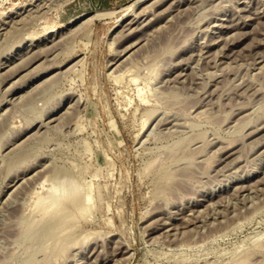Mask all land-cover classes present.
<instances>
[{"label": "rangeland", "instance_id": "374dc122", "mask_svg": "<svg viewBox=\"0 0 264 264\" xmlns=\"http://www.w3.org/2000/svg\"><path fill=\"white\" fill-rule=\"evenodd\" d=\"M55 1L0 13V264H264V0L49 34ZM50 191L71 200L42 220Z\"/></svg>", "mask_w": 264, "mask_h": 264}, {"label": "water", "instance_id": "95a60500", "mask_svg": "<svg viewBox=\"0 0 264 264\" xmlns=\"http://www.w3.org/2000/svg\"><path fill=\"white\" fill-rule=\"evenodd\" d=\"M33 0H17L14 3H11V8H15L20 4L30 3ZM132 0H126L122 5L130 2ZM119 6V3L116 2L114 5L110 4L108 7L100 6L97 3L87 4L83 0H70L61 4L60 6L51 9L45 14V16L40 20V26L44 30H55L70 25L80 18L93 13L94 11L100 9H112ZM4 10V9H2Z\"/></svg>", "mask_w": 264, "mask_h": 264}, {"label": "bare ground", "instance_id": "6f19581e", "mask_svg": "<svg viewBox=\"0 0 264 264\" xmlns=\"http://www.w3.org/2000/svg\"><path fill=\"white\" fill-rule=\"evenodd\" d=\"M49 1V0H48ZM48 1H47V3H48ZM53 1V0H52ZM68 1H70V0H56L55 2H54V4H53V6H51V8L53 7H55L56 8V6H60L61 4H64L65 2H68ZM141 1V0H140ZM44 2H45V0H44ZM51 2V1H50ZM137 2H139V0L137 1ZM136 1L134 2L135 4L137 3ZM46 3V2H45ZM46 3V4H47ZM53 3V2H52ZM133 3V5H135ZM51 4V3H50ZM43 5H44V3H42L41 4V6H42V9L41 10H43V8L46 6H44L43 7ZM48 5V4H47ZM39 8H40V6H39V4L37 5ZM36 6V7H37ZM50 6V5H49ZM132 6V4L130 5V6H128V7H126V10H128L130 7ZM23 7H24V5H23ZM132 7H134V6H132ZM38 8V11H37V13L40 11V9ZM46 8V7H45ZM52 8V9H53ZM122 9H123V7H122ZM121 9V10H122ZM125 9V8H124ZM133 9V8H132ZM17 10V9H16ZM19 10V9H18ZM36 10V9H35ZM45 11H46V9H44ZM48 10H49V8H48ZM21 11V10H20ZM27 11V10H26ZM30 11V13H31V10H29ZM112 12H110V11H107V12H102V10H101V12H96V14H93V16L91 17V18H102V17H105V16H107V15H110L111 14V16H113L112 14H114V12H113V10H111ZM115 11V10H114ZM117 11V10H116ZM124 11V10H123ZM16 12V11H15ZM14 12V13H15ZM49 12V11H48ZM21 13H22V11H21ZM29 13V12H28ZM35 13H36V11H35ZM253 13H254V11H253ZM13 14V13H12ZM17 14H18V12H17ZM16 14V15H17ZM39 14H40V12H39ZM42 15H43V13H41ZM21 15V14H20ZM35 16V15H34ZM33 16V18L34 19H38L40 16H38V14H37V17H34ZM90 16L91 15H89V19H90ZM14 17H16V16H14ZM18 17V16H17ZM42 17V16H41ZM41 17L39 18V20H41ZM32 18V19H33ZM88 18V17H87ZM85 19L86 21L88 20V19ZM136 18V17H135ZM10 19V18H9ZM117 20V19H116ZM12 21H13V19H12ZM11 21V22H12ZM91 21V20H90ZM119 21V20H118ZM83 22V21H82ZM133 22V21H132ZM131 21L129 22V24H131L132 23ZM5 23V22H4ZM7 23V22H6ZM87 23V22H86ZM84 24H85V22H84ZM128 24V23H127ZM129 24H128V26H129ZM133 24V23H132ZM132 26V25H131ZM231 27V26H230ZM124 29V28H123ZM126 31H127V27H126V29H125ZM52 32H54V30H50V32H49V34L50 33H52ZM227 35V34H226ZM31 36H33V35H31ZM30 36V37H31ZM32 39H35V37H33ZM50 39V38H49ZM30 40V39H29ZM46 40V39H45ZM51 40H52V38L50 39V42H51ZM224 40V39H223ZM232 40H233V38H232ZM32 41V40H31ZM48 41V40H47ZM34 42V41H33ZM53 42V41H52ZM222 43V42H221ZM134 45V44H133ZM130 46H128V48H129ZM225 47V46H224ZM41 48V47H40ZM49 48V47H48ZM133 48V47H132ZM42 50V49H41ZM40 50V51H41ZM45 50V49H44ZM125 50V52H126V50H127V48L126 49H124ZM47 51V50H46ZM38 52V51H37ZM121 54V53H120ZM118 56H121V55H118ZM116 58V57H115ZM114 60H117V59H114ZM119 61V60H118ZM117 61V62H118ZM123 62V61H122ZM117 64V63H116ZM119 64H121V63H119ZM117 66V65H116ZM123 66V65H122ZM121 67V66H120ZM122 68V67H121ZM121 70V69H120ZM120 76H121V74H119ZM119 75H117V76H119ZM179 80V79H178ZM115 126V125H114ZM257 132V131H256ZM230 146V145H229ZM228 153V152H227ZM228 155V154H227ZM40 178H41V176H40ZM41 180V179H40ZM41 181H43V180H41ZM42 186V185H41ZM56 191H58V192H62V190L60 191V190H56ZM72 192V191H71ZM58 194V195H57ZM63 194V193H62ZM67 194V193H66ZM66 194H64L65 195V197L67 198V195ZM40 195H42V194H40ZM57 195V196H56ZM64 195L62 196L60 193H57V192H55V193H52V191H50L47 195H42V196H40L37 200H36V204H35V207L36 208H38V212L40 211L42 214H41V217H40V219H45V218H47V216L49 217H51V218H55L57 215H62L63 213V211H65V210H67V208L65 209L64 208V205H67V203L68 202H70V198H69V200H66L67 201V203L65 204L64 202H65V199L64 198H59L60 196H62V197H64ZM35 196V195H34ZM36 199V198H35ZM34 199V200H35ZM63 199H64V202H63ZM34 203H35V201H34ZM64 204V205H63ZM37 205V206H36ZM35 207H33V208H35ZM36 208H35V210H36ZM40 208V209H39ZM65 218V217H64ZM41 220V221H42ZM59 221V220H58ZM62 221V220H61ZM53 227V226H52ZM247 251V250H246ZM240 256V255H239ZM245 256H247V253L246 254H244V256L243 257H245ZM241 257V256H240ZM250 257V256H249ZM248 256L247 257H245L246 258V261H247V258H249ZM239 257H237V259H238ZM245 258H242V259H239V260H237L238 261V263H236V264H239V263H243V262H245V260H243V259H245ZM249 260V259H248ZM240 261V262H239ZM241 261H243V262H241ZM232 262H234V261H232ZM246 263V262H245Z\"/></svg>", "mask_w": 264, "mask_h": 264}, {"label": "flooded vegetation", "instance_id": "af4514ba", "mask_svg": "<svg viewBox=\"0 0 264 264\" xmlns=\"http://www.w3.org/2000/svg\"><path fill=\"white\" fill-rule=\"evenodd\" d=\"M17 0H0V13L6 12L11 8V3L16 2ZM87 4L98 3L99 7L104 6L108 7L110 4H115L116 2H121L122 0H83ZM4 9V10H2Z\"/></svg>", "mask_w": 264, "mask_h": 264}]
</instances>
